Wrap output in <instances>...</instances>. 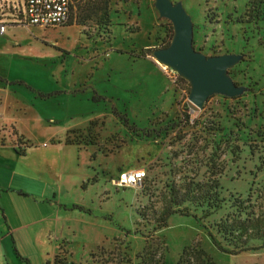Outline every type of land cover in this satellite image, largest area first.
Instances as JSON below:
<instances>
[{"label":"rangeland","instance_id":"rangeland-1","mask_svg":"<svg viewBox=\"0 0 264 264\" xmlns=\"http://www.w3.org/2000/svg\"><path fill=\"white\" fill-rule=\"evenodd\" d=\"M170 1L191 17L197 53L241 56L228 75L243 94L213 95L202 110L190 102L191 84L154 58L174 37L156 0H109L101 11L77 2L72 22L82 26L15 25L0 36V143L41 144L54 173L72 164L62 180L46 166L32 174L34 198L61 211V232H75L53 239L45 264H179L187 249L212 264H264V240L231 254L216 227L228 208L203 220L173 215L167 227L161 219L187 175L219 179L224 197L252 196L264 210V0ZM67 141L69 154L51 148ZM33 157L18 158L17 171ZM137 170L148 175L141 187L115 184ZM3 243L0 264H42L32 242Z\"/></svg>","mask_w":264,"mask_h":264},{"label":"crops","instance_id":"crops-1","mask_svg":"<svg viewBox=\"0 0 264 264\" xmlns=\"http://www.w3.org/2000/svg\"><path fill=\"white\" fill-rule=\"evenodd\" d=\"M29 145L30 147L26 148V155L20 156L16 153L14 146L0 143V214L3 219H0V235H2L0 254L4 251L3 246H1L4 245L3 242L7 241L10 246L15 245L17 249L21 242L26 244L32 242L36 247V252L42 259V264H45L56 252V247H52L53 239L59 240L65 236H73L75 232L70 227H65L63 229L64 232H61V211H55L34 198L36 194H34L33 186L35 183L41 186V181H35L32 174H34V169H39L40 173L41 166H46L49 169L50 177L55 180H62L65 173H70L68 170L72 169V164L65 161L63 164L67 168L66 172L64 168L63 172L54 173L53 165L56 162V158L49 156L50 153L48 151L41 150V144L33 146L29 142ZM43 145V148L49 147L46 143ZM60 146H65L66 154H69L70 148L75 147L52 143L51 148L59 153L61 152ZM8 151L14 156L5 157L3 154ZM32 154L34 156L33 161L28 163V166L27 164L25 165L23 172L17 171V159L23 157L29 160ZM19 193L26 194V196ZM38 197L41 198V196ZM45 197L50 200L51 193ZM64 208L65 210L67 209V207ZM5 259H7L6 255ZM7 262L10 264L9 259H7Z\"/></svg>","mask_w":264,"mask_h":264},{"label":"trees","instance_id":"trees-1","mask_svg":"<svg viewBox=\"0 0 264 264\" xmlns=\"http://www.w3.org/2000/svg\"><path fill=\"white\" fill-rule=\"evenodd\" d=\"M77 2L83 3V5L87 3L90 8L96 11L107 9L109 4V0H77L75 5L78 4ZM72 16L66 26H73L74 24L78 26L83 25L73 23ZM171 42L164 49L169 48ZM186 118L190 120L188 115ZM66 144L70 145L69 141ZM15 150L20 156L26 155L27 149L17 147ZM222 190L223 188L221 187L219 179L210 177L208 180L196 181V177L187 175L182 185L178 186L173 184L170 192L166 195L164 210L161 214L163 227H167V222L173 215L203 220L228 208L230 211L221 218L220 222L216 224V227L218 233L225 240H229L234 247V251L231 254L236 255L242 252L264 248V243L258 249L248 246L252 240H264V210L261 213H256L255 206L251 201L252 196H249L247 199L234 196L227 199L223 196ZM19 194L26 196L23 193ZM260 197L264 201V189ZM198 212H201V217H198ZM210 236L215 241L211 233ZM204 256L205 254L201 251L187 249L181 257L179 264H212L204 261ZM27 264L29 263L27 262Z\"/></svg>","mask_w":264,"mask_h":264},{"label":"water","instance_id":"water-1","mask_svg":"<svg viewBox=\"0 0 264 264\" xmlns=\"http://www.w3.org/2000/svg\"><path fill=\"white\" fill-rule=\"evenodd\" d=\"M160 16L174 27V37L167 49L155 51L154 58L191 84L190 102L202 110L213 95L234 98L243 94L228 75L241 56L224 55L208 58L193 48V24L182 4L156 0Z\"/></svg>","mask_w":264,"mask_h":264},{"label":"built area","instance_id":"built-area-1","mask_svg":"<svg viewBox=\"0 0 264 264\" xmlns=\"http://www.w3.org/2000/svg\"><path fill=\"white\" fill-rule=\"evenodd\" d=\"M96 1V0H91ZM75 0H0V36H4L8 26H39L45 29L66 26L71 16ZM144 170L124 173L116 181L118 187L137 188L147 180Z\"/></svg>","mask_w":264,"mask_h":264}]
</instances>
